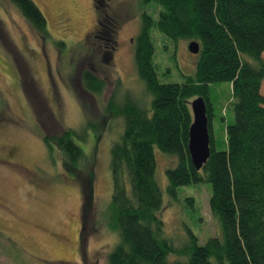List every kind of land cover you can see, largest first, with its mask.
<instances>
[{
	"label": "rangeland",
	"instance_id": "1",
	"mask_svg": "<svg viewBox=\"0 0 264 264\" xmlns=\"http://www.w3.org/2000/svg\"><path fill=\"white\" fill-rule=\"evenodd\" d=\"M32 1L46 19L49 37L44 39L13 4L0 0V264H107L118 240L108 225L110 147L121 135L123 121L105 111L112 95L122 105L125 94L142 109H150L151 96L137 77L129 38L138 35L142 13L150 14L152 9L141 0H106L104 8L119 41L108 64V53L92 34L97 17L104 16L100 0L95 2L97 8L94 0ZM56 14L67 20L62 27ZM151 39L161 83H183L194 75L198 54L188 52V41L175 43L156 30ZM85 71L104 83L100 95L84 89ZM213 88L211 128L214 149L220 151L225 126L232 122L230 85ZM259 93L264 96V76ZM66 129L77 134L75 143L83 151L77 167L83 174L92 172L82 183L65 172L63 153L53 141ZM154 155L163 193L159 217L172 246L186 245L188 232L198 245L218 236L207 205L209 185L180 187L178 199H169L165 172L175 165V158L158 149ZM9 158L11 164L1 160ZM186 198H191L190 208ZM83 215L89 219L85 221Z\"/></svg>",
	"mask_w": 264,
	"mask_h": 264
},
{
	"label": "trees",
	"instance_id": "2",
	"mask_svg": "<svg viewBox=\"0 0 264 264\" xmlns=\"http://www.w3.org/2000/svg\"><path fill=\"white\" fill-rule=\"evenodd\" d=\"M7 1L40 38L49 37L46 19L32 0ZM141 1L152 9V16L141 15L133 62L138 79L151 96L150 109H142L129 94L124 95L122 105L112 95L106 107V114L123 121L122 133L110 147L108 225L118 240L107 264H264V96L259 93L264 76V0ZM153 30L175 43L186 40L197 44L192 77L183 83L158 80ZM81 82L91 95H100L105 87L90 71L82 73ZM221 83L230 85L232 122L224 129V149L217 151L210 100L215 95L213 87ZM196 97L205 103L209 137V157L198 171L190 164L187 149L188 103ZM76 135L66 129L52 139L63 153L65 172L82 183L92 172L89 169L83 174L77 167L84 155L75 143ZM44 142L52 151L48 137ZM155 149L175 158V165L165 172L169 199H178L180 187L209 185L207 205L218 236L198 245L188 232L186 245L172 246L159 217L163 193L157 181ZM185 200L190 208L191 198ZM172 256L183 259L171 261Z\"/></svg>",
	"mask_w": 264,
	"mask_h": 264
},
{
	"label": "water",
	"instance_id": "3",
	"mask_svg": "<svg viewBox=\"0 0 264 264\" xmlns=\"http://www.w3.org/2000/svg\"><path fill=\"white\" fill-rule=\"evenodd\" d=\"M188 52L198 53L195 42H188ZM191 112V123L188 127V158L195 171H198L209 157V137L205 103L201 97H196L188 103Z\"/></svg>",
	"mask_w": 264,
	"mask_h": 264
},
{
	"label": "flooded vegetation",
	"instance_id": "4",
	"mask_svg": "<svg viewBox=\"0 0 264 264\" xmlns=\"http://www.w3.org/2000/svg\"><path fill=\"white\" fill-rule=\"evenodd\" d=\"M95 2H97L96 0H94V4ZM99 4L103 5L102 7L104 8L105 6H107L106 0H100ZM97 5L95 4V8ZM107 9H103L101 12H103L104 16L100 17L98 16L96 19V25L94 27V30L92 31L93 37L94 38H98L100 39V44L101 47L103 48V52L106 51L109 55V57L106 58V61H108V64L112 62L114 55L113 53L116 52L118 50V46H119V41H118V32L117 30H114L113 27L111 25V18L110 16L107 15L106 13ZM57 16V24L59 25V27L62 25V23H65L67 20L61 18L60 15L56 14ZM101 18V20H100ZM104 21V23H103ZM106 24V25H105ZM62 27V26H61ZM109 30H114L111 32V35L109 34ZM113 33V34H112ZM136 37L137 36H133L129 38V44L132 47V50L134 51L135 49V45H136ZM102 44H105V46H103ZM103 59V58H102ZM9 155H11L10 152H8ZM3 161L9 162L6 164H11V160L9 159H1Z\"/></svg>",
	"mask_w": 264,
	"mask_h": 264
}]
</instances>
